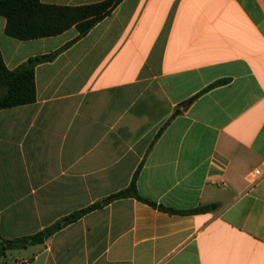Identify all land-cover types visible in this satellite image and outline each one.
<instances>
[{"label": "crops", "instance_id": "crops-1", "mask_svg": "<svg viewBox=\"0 0 264 264\" xmlns=\"http://www.w3.org/2000/svg\"><path fill=\"white\" fill-rule=\"evenodd\" d=\"M6 26L9 70L58 54L35 68L34 103L0 111L4 240L133 181L159 206L204 211L114 200L0 264H264V0H124L70 46L76 27L23 41Z\"/></svg>", "mask_w": 264, "mask_h": 264}, {"label": "trees", "instance_id": "trees-1", "mask_svg": "<svg viewBox=\"0 0 264 264\" xmlns=\"http://www.w3.org/2000/svg\"><path fill=\"white\" fill-rule=\"evenodd\" d=\"M123 1L104 0L83 6H60L44 4L41 0H0V15L7 20V35L23 41L58 36L76 27L79 36L67 45L70 46L86 36L98 23L111 15ZM57 54L56 52L51 55L31 58L17 69L9 70L0 50V111L34 103L36 101L35 68L41 62L52 61ZM225 82L226 80L215 82L199 95ZM198 96L186 102L184 106H188ZM123 198H134L171 214L193 215L204 211V208L176 211L159 206L141 196L136 182L133 181L127 189L110 196L102 202L77 211L33 236L7 241L0 234V261L9 249H23L31 245L42 244L65 226L77 222L85 215L101 209L114 200Z\"/></svg>", "mask_w": 264, "mask_h": 264}]
</instances>
